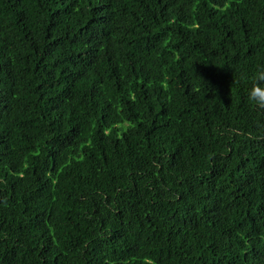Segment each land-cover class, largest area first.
Here are the masks:
<instances>
[{
	"label": "trees",
	"instance_id": "obj_1",
	"mask_svg": "<svg viewBox=\"0 0 264 264\" xmlns=\"http://www.w3.org/2000/svg\"><path fill=\"white\" fill-rule=\"evenodd\" d=\"M264 0H0V264H264Z\"/></svg>",
	"mask_w": 264,
	"mask_h": 264
},
{
	"label": "clouds",
	"instance_id": "obj_2",
	"mask_svg": "<svg viewBox=\"0 0 264 264\" xmlns=\"http://www.w3.org/2000/svg\"><path fill=\"white\" fill-rule=\"evenodd\" d=\"M252 79L253 83L247 91V98L256 106L264 107V68L259 69Z\"/></svg>",
	"mask_w": 264,
	"mask_h": 264
}]
</instances>
